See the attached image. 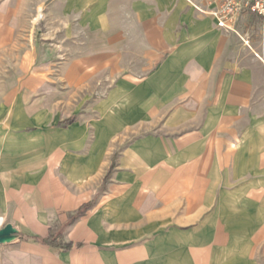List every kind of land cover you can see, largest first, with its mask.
I'll list each match as a JSON object with an SVG mask.
<instances>
[{
    "label": "crops",
    "instance_id": "1",
    "mask_svg": "<svg viewBox=\"0 0 264 264\" xmlns=\"http://www.w3.org/2000/svg\"><path fill=\"white\" fill-rule=\"evenodd\" d=\"M46 2L56 4L60 34L73 36L59 40L61 51L81 52L54 61L55 73L43 74L39 60L3 74L0 226L19 237L0 245V264H264V132L233 34L186 0H0L2 66L26 45L19 21ZM96 88L97 149L64 162L59 146L88 142L86 99ZM134 129L143 136L116 159ZM77 170L88 186L99 178L82 200L68 178ZM59 202L74 210L68 217L92 202L72 221L68 249L40 242Z\"/></svg>",
    "mask_w": 264,
    "mask_h": 264
},
{
    "label": "rangeland",
    "instance_id": "2",
    "mask_svg": "<svg viewBox=\"0 0 264 264\" xmlns=\"http://www.w3.org/2000/svg\"><path fill=\"white\" fill-rule=\"evenodd\" d=\"M186 1L187 4H189V6L193 8L198 14L208 16L209 12L212 11V8L215 6L217 0ZM51 6L54 7L56 6V4H52L51 2L42 3L40 7L36 9L35 18H33V16H31L30 14L31 18L19 21L21 25H24L25 29H27V31L29 32L25 36L20 37L21 40L23 39V41L26 42V45L23 48L24 50L21 49L10 51L8 65L6 63L4 64V66H2L3 60L0 58V85L3 74L5 75V73L7 72H9V74L11 75L17 74V69L20 65L23 69H26V71H28L29 66L31 67V70H33L34 63L37 64L38 61L41 60L40 62L42 65L43 74H48V71L50 72V70L52 73H55L56 70L51 67L55 65V63H53L54 61L60 62L63 59L65 60L68 57L81 52L77 50L61 51L60 48H63L66 44L65 42L61 44L59 40H66L72 38L73 36H69L67 38L64 34H60L61 30H63L61 20L51 15ZM222 30L225 33L233 34L236 49L238 51V57L241 58V64L252 77L253 82L251 84V89L254 92L253 101L255 102V113L257 116L255 120L256 122H261V124L263 125V127H261L262 131H260L262 133L264 132V24L262 20H260V18L250 14L244 15L239 19L236 24L235 32L225 31L224 29ZM81 37L82 36H75L76 39ZM108 86H110V88L112 89L113 83H107V88ZM101 97H103V94H99L96 88L95 90H93V93L89 97V99H86L88 100L89 106H91L90 110H92L91 113L85 118L86 120H88L87 123L89 122V129L85 133L84 140L88 142L82 144L77 141L72 147H65L62 145L59 146V155L61 156L60 159H62L64 162L66 160V157H73L75 158V160H82V158L93 154V152H95V150L97 149L95 147V141L99 139L100 136L99 131L97 129L99 115L97 112H94V110L96 111V105L100 101L99 98ZM155 117L157 120H159L157 123L159 124L162 122L164 115ZM255 120L253 119L252 121ZM245 122V116H240L238 118L239 125H243L245 124ZM80 132L81 129L74 130L72 132L73 138ZM142 134L143 132L137 133L135 129L131 132V134H122V144L121 146H118L116 148V159L124 150L125 146L131 144L133 141H135V139L143 136ZM56 137L58 138L60 144H64L65 141L63 139L67 138V132L59 129ZM111 150H114V148H108V151L106 152V157H108L112 153ZM240 155L241 154L239 153V156ZM64 162H59L58 176L64 177L63 175L66 174V171H64ZM84 177V174L80 170L71 172L68 177L72 179L74 183L76 182L77 185L80 187L75 190V197H78L80 200L86 198L89 191H92L95 188L98 189L100 186L98 181L99 178H95V176H90L88 179H91L93 183L92 185L88 186L87 182H85L86 179H84ZM64 181L66 182L65 178ZM84 183L86 185H83ZM109 186L110 185L106 186V184H101L100 190H103L106 187V191ZM240 197L241 196H234V199L232 201L240 202ZM62 208L63 207L60 205L59 202L57 214L54 218L55 220L50 226V232L52 231L54 232V234L60 233L58 239L60 241H67L73 238V223L69 221V218L74 214L73 213L68 217L67 213L70 214L74 210L65 211ZM28 236L29 238L27 239H36V236L34 234Z\"/></svg>",
    "mask_w": 264,
    "mask_h": 264
},
{
    "label": "built area",
    "instance_id": "3",
    "mask_svg": "<svg viewBox=\"0 0 264 264\" xmlns=\"http://www.w3.org/2000/svg\"><path fill=\"white\" fill-rule=\"evenodd\" d=\"M209 14L219 28L235 32L237 22L244 15H255L264 24V0H217Z\"/></svg>",
    "mask_w": 264,
    "mask_h": 264
},
{
    "label": "trees",
    "instance_id": "4",
    "mask_svg": "<svg viewBox=\"0 0 264 264\" xmlns=\"http://www.w3.org/2000/svg\"><path fill=\"white\" fill-rule=\"evenodd\" d=\"M76 119L75 116H72L64 121L61 122L62 126H66L70 123H72L74 120ZM114 167V162L111 164L106 176L103 179V184H106L108 182V179L110 177V174L112 172V169ZM92 206V202L89 203H85L83 205H81L78 210L69 218V221L72 222L73 220H75L77 217L82 216L84 214V212L90 208ZM60 236V233H56L54 234V232H50L49 235L46 238H41L40 242H42L43 244L46 245H50V246H54V247H61L63 249H68L71 247L70 243H65L62 242L58 239V237Z\"/></svg>",
    "mask_w": 264,
    "mask_h": 264
},
{
    "label": "water",
    "instance_id": "5",
    "mask_svg": "<svg viewBox=\"0 0 264 264\" xmlns=\"http://www.w3.org/2000/svg\"><path fill=\"white\" fill-rule=\"evenodd\" d=\"M19 237L17 228L7 223L0 226V245L8 244Z\"/></svg>",
    "mask_w": 264,
    "mask_h": 264
},
{
    "label": "bare ground",
    "instance_id": "6",
    "mask_svg": "<svg viewBox=\"0 0 264 264\" xmlns=\"http://www.w3.org/2000/svg\"><path fill=\"white\" fill-rule=\"evenodd\" d=\"M2 222V218H0V223Z\"/></svg>",
    "mask_w": 264,
    "mask_h": 264
}]
</instances>
